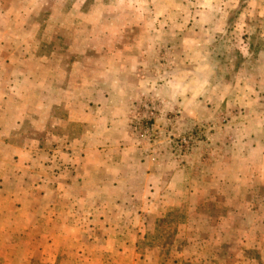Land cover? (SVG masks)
I'll use <instances>...</instances> for the list:
<instances>
[{
	"label": "rangeland",
	"instance_id": "374dc122",
	"mask_svg": "<svg viewBox=\"0 0 264 264\" xmlns=\"http://www.w3.org/2000/svg\"><path fill=\"white\" fill-rule=\"evenodd\" d=\"M6 1L28 27L75 19V32L156 30L140 66L148 71L137 76L142 114L129 127L157 146L167 181L147 182L99 216L81 210L104 204L78 199V191L53 202L52 191L39 198L37 184L10 178L0 190V264H264V166L252 178L242 168L257 162L251 142L264 140V0ZM145 89L157 91V102ZM66 130L79 139L77 127ZM22 133L33 148L45 138L27 122L16 144ZM8 163L1 153L0 177Z\"/></svg>",
	"mask_w": 264,
	"mask_h": 264
},
{
	"label": "crops",
	"instance_id": "0c3cea01",
	"mask_svg": "<svg viewBox=\"0 0 264 264\" xmlns=\"http://www.w3.org/2000/svg\"><path fill=\"white\" fill-rule=\"evenodd\" d=\"M74 22L28 27L30 22L22 11L10 1L0 0V120L7 119L0 122V154L9 158L6 175L0 177V190L6 181L23 176L25 185H38L39 198H45L50 190L51 201L56 202L67 191H78V199L104 204L81 212L112 215L114 208L125 204L122 201L129 202L136 192L146 190L147 182L167 181L164 157L157 146L129 127L130 120L142 114L138 113L139 103H134L141 99L138 86L142 84L137 76L148 71L140 66L146 60L145 45H152L157 33L152 29L75 32L79 24ZM59 29L67 32L62 34ZM173 49L169 50L172 55ZM145 90L153 92V102L160 98L156 90ZM27 122L45 137L37 141L36 148L29 146L33 142L29 133H22V140L15 143L14 134ZM47 123L51 128H46ZM70 126L78 128L79 139L68 136ZM54 129L62 132L64 139L54 134ZM250 132L247 141L254 134ZM47 142L52 147L42 156ZM247 150L257 157V162L249 160L242 167L252 178L264 166V140L255 145L251 142ZM99 185L113 194L93 192ZM59 247L72 248L66 242Z\"/></svg>",
	"mask_w": 264,
	"mask_h": 264
}]
</instances>
